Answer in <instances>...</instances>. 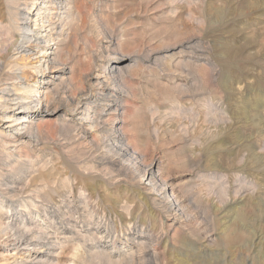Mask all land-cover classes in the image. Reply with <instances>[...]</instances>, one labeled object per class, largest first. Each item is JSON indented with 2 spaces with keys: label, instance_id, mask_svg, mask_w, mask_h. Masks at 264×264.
Here are the masks:
<instances>
[{
  "label": "rangeland",
  "instance_id": "rangeland-1",
  "mask_svg": "<svg viewBox=\"0 0 264 264\" xmlns=\"http://www.w3.org/2000/svg\"><path fill=\"white\" fill-rule=\"evenodd\" d=\"M26 1L0 56L55 28L64 68L0 80L41 91L0 97V264H264V0Z\"/></svg>",
  "mask_w": 264,
  "mask_h": 264
},
{
  "label": "bare ground",
  "instance_id": "bare-ground-1",
  "mask_svg": "<svg viewBox=\"0 0 264 264\" xmlns=\"http://www.w3.org/2000/svg\"><path fill=\"white\" fill-rule=\"evenodd\" d=\"M11 1V0H10ZM15 1H17V0H15ZM26 1V0H25ZM79 1V0H78ZM23 2V1H22ZM27 2V1H26ZM71 2H73L72 0H44V5H42V7L39 9V10H41V9H43V8H45L47 11H48V14H47V19H45V21H43L42 20V26L44 27V26H46V25H48V27H52V26H54V25H56L55 24V22L53 21L54 20V18L55 17H58V19H60L61 21L65 18H62L63 16H60V14L62 15V13H60L59 11L62 9V8H64V9H66V8H68V6L70 5V3ZM77 2V1H76ZM190 2H192V1H190ZM79 3V2H78ZM21 5V4H20ZM189 5V4H188ZM5 6V5H4ZM71 6V5H70ZM25 7L27 8V5L25 4ZM24 7V8H25ZM29 7V6H28ZM69 8H71V7H69ZM27 10H29V9H27ZM69 11H70V9H69ZM174 11V10H173ZM75 12V11H74ZM82 12V11H81ZM3 14V13H2ZM1 14V15H2ZM18 14H19V12H18ZM18 14H14V16H15V18L18 16ZM20 14H22V15H24L25 13H20ZM71 14V13H70ZM27 16V15H26ZM68 16V15H67ZM7 17V19H8V16H6ZM76 16H75V14H71L70 16H68L67 17V19L69 18H71V19H74ZM5 18V17H4ZM10 19V18H9ZM8 19V20H9ZM66 19V18H65ZM84 19V18H83ZM4 20V19H3ZM7 20V21H8ZM20 20V19H19ZM26 20V19H25ZM82 20V19H81ZM63 21H65V20H63ZM84 21L85 20H83V23H84ZM4 22H6V21H4ZM57 22V21H56ZM82 22V21H81ZM8 23V22H7ZM9 23H10V25H15L16 26V24H14L13 23V20H11V21H9ZM24 23V22H23ZM22 23V24H23ZM63 23V22H62ZM66 23V22H65ZM70 23H71V21H70ZM3 24V23H2ZM25 24V23H24ZM35 24H36V22H35ZM58 24H60V23H58ZM64 24V23H63ZM71 25V24H70ZM69 25V26H70ZM1 26V25H0ZM7 26H8V24H7ZM60 26V25H59ZM10 27V26H9ZM13 27V26H12ZM17 27V26H16ZM66 26H64V28H65ZM2 28H3V26H2ZM7 28V27H6ZM5 28V30L6 31H8V33L9 32H11V28H7L6 29ZM23 26H21V27H18V29H22L23 30ZM80 28H81V25H80ZM58 29V28H57ZM79 29V28H78ZM10 30V31H9ZM17 30V29H16ZM29 28H26L25 27V29H24V32H22V34L20 33V34H16V35H11L10 37H9V39H8V42H6L5 44H4V46L2 47V49H1V51H2V55L0 56V80L1 81H5V80H15V79H17V78H21V77H23V74L21 75V74H17V72H16V70L17 69H19L20 67L19 66H21V63L19 62V59L21 60V59H25V54H28V56L29 57H31L32 55H35V54H38V52L41 50V51H45V53L44 54H42V55H40V56H38L37 57V60L35 61V62H33V63H31V61H30V63L31 64H33L32 65V67H34V69L38 72V73H40V74H42V75H44V80H47L48 82H50L51 80H53V79H51L50 77H48L47 76V78H45L46 77V70H50V74H52V73H54V72H56V71H58V70H63V68H64V63L62 62V59L58 56V55H53V57H49L48 56V53H46V51H47V48H45V49H42L41 48V43L44 41V39H46V40H48L49 41V43H51L52 41L54 42L56 39H58V42L60 41L59 40V38H60V36H62V33L61 34H55L54 33V31L53 30H55V28H50V30L48 29V30H45L44 31V33L43 32H40L39 34H37V36H36V38H34L35 36L33 35V36H29L28 35V33H26V32H29ZM67 30H68V28H67ZM2 31H3V29H2ZM1 31V32H2ZM5 31V32H6ZM48 31V32H47ZM75 31V30H74ZM61 32V31H60ZM66 33V32H65ZM72 33V32H71ZM68 34H70V33H68ZM75 34V33H74ZM10 35V34H9ZM38 36H40V37H38ZM64 39V38H63ZM51 41V42H50ZM65 41V40H64ZM67 42H69V40L67 41ZM2 44V43H1ZM0 44V45H1ZM51 44H53V43H51ZM50 44V45H51ZM56 43H54V45H55ZM57 46H56V48L54 49V51H53V53H51V54H57L56 52H57V48L59 47L58 46V44H56ZM34 48H36L38 51H35L34 50ZM44 48V47H43ZM54 48V47H53ZM40 51V52H41ZM67 52V51H66ZM121 51H119V53H120ZM118 53V54H119ZM15 55H19L18 57H15ZM27 56V55H26ZM122 56H124L123 55V53H122ZM36 57V56H35ZM62 57V56H61ZM121 57V56H120ZM31 58H33V57H31ZM31 58H29V59H31ZM127 58H128V56H127ZM151 58V57H150ZM155 58V57H154ZM27 60V59H26ZM35 60V59H34ZM32 61H33V59H32ZM26 62V61H25ZM168 62V61H167ZM30 66V65H29ZM23 67V66H22ZM30 68H31V66H30ZM23 69H24V67H23ZM21 70H22V68H21ZM34 70V71H35ZM96 70V69H95ZM105 70V69H104ZM28 71V70H27ZM92 72V71H91ZM109 72V71H108ZM20 73V72H19ZM22 73H24V72H22ZM94 73V72H93ZM99 73V72H98ZM95 74V73H94ZM103 75V74H102ZM101 75V76H102ZM26 76V75H25ZM28 76V75H27ZM90 76H91V74H90ZM89 76V77H90ZM98 76V75H97ZM104 77H106V75L104 76ZM24 78V77H23ZM96 78V77H95ZM98 78V77H97ZM60 79V78H59ZM109 79H111L110 77H109ZM27 80V79H26ZM21 81V80H20ZM92 81V80H91ZM17 82V81H16ZM14 83V82H13ZM52 83V82H51ZM94 83V82H93ZM5 84V83H4ZM48 84V83H47ZM98 84L99 85H101V87H102V85H103V83L102 82H98ZM46 85V84H45ZM14 87H13V89H7V88H2V89H0V97H2V98H5L6 97V95H4V93L3 92H8V91H12V90H15V91H19V90H21L20 92H22V93H28V92H37V93H40L41 91L38 89V88H34L32 85H29V84H26V83H24V82H20L18 85H13ZM96 86V85H95ZM7 87V86H6ZM93 87H94V85H93ZM105 87V86H104ZM46 89H48V87H47V85H46V87H45ZM103 88V87H102ZM45 89V90H46ZM85 89V88H84ZM54 90V89H53ZM99 90V89H98ZM13 92V91H12ZM43 92V91H42ZM84 93H86L85 91H83ZM11 92H9L8 94L9 95H11L10 94ZM17 93V92H16ZM21 93V94H22ZM13 94V93H12ZM30 94V93H29ZM36 94V93H35ZM44 94V93H43ZM62 94V93H61ZM39 95V94H38ZM83 96H84V94H83ZM55 97V96H54ZM56 97H57V95H56ZM21 98H23V96H19L18 95V98H15V99H21ZM95 98V97H94ZM7 99V98H6ZM10 99H13V98H10ZM42 99H44L47 103H50V101L53 99L52 97H50V94H49V92H46L43 96H42ZM84 99V98H83ZM2 100V99H1ZM14 100V99H13ZM55 100H56V98H55ZM82 100V99H81ZM3 101V100H2ZM1 101V102H2ZM7 101V100H6ZM5 101V102H6ZM21 101V100H20ZM37 101V100H36ZM40 101V100H39ZM42 101V100H41ZM61 101V100H60ZM79 101V100H78ZM89 101V100H88ZM99 101V100H98ZM4 102V101H3ZM54 102V101H53ZM80 102V101H79ZM92 102H93V100H92ZM91 102V103H92ZM123 102V101H122ZM36 103H38V102H36ZM78 103V102H77ZM15 104H16V102H15ZM44 104V103H43ZM89 104H90V102H89ZM18 105V104H17ZM50 105H52V104H50ZM54 105V104H53ZM52 105V106H53ZM210 105H212V104H210ZM6 105H4V107H5ZM21 106H24V105H20V107ZM35 106H37V105H35ZM59 106L61 107V105L59 104ZM77 106V105H76ZM81 106V105H80ZM92 106V105H91ZM118 106V105H117ZM213 106V105H212ZM3 107V108H4ZM64 107V106H63ZM78 107V106H77ZM106 107V106H105ZM22 108V107H21ZM73 108V107H72ZM71 108V109H72ZM79 108V107H78ZM88 108H90V107H88ZM115 108V107H114ZM19 109V108H18ZM23 109V108H22ZM47 109V108H46ZM85 109V108H84ZM91 109V108H90ZM21 110V109H20ZM52 110H53V108H52ZM58 110V109H57ZM56 109L54 110L55 112L57 111ZM67 110V109H66ZM74 110V109H73ZM100 110V109H99ZM48 111V110H47ZM51 111V110H50ZM21 113V111L20 112H16V113H14L13 115H10V117H14L13 118V121H17L20 117L18 116L19 114ZM134 113V112H133ZM22 118L23 117H25V115L24 116H21ZM11 120V119H10ZM20 120V119H19ZM65 120V119H64ZM68 120V119H67ZM66 121V120H65ZM14 123V122H13ZM68 123V122H67ZM13 125V124H12ZM98 125V124H97ZM68 126V125H67ZM9 127V126H8ZM32 128V127H31ZM146 128V127H145ZM28 129V128H27ZM103 129V128H102ZM30 130V129H29ZM88 132V131H87ZM90 132V131H89ZM32 135V134H31ZM147 143H149V142H147ZM128 151V150H127ZM142 159V158H141ZM156 161V160H155ZM153 167H154V162H152L151 164H149L148 166H147V168L145 169V174L147 175V174H152L153 173ZM157 170V169H156ZM145 179V178H144ZM149 180V179H148ZM147 180V181H148ZM152 180L153 179H151V184H152ZM161 180V179H160ZM143 183V182H142ZM141 184V183H140ZM152 185H156V184H152ZM166 186V185H165ZM149 188V187H148ZM163 189V188H162ZM165 189V188H164ZM165 190H167V189H165ZM165 190H164V192H162V194H165V197H166V192H165ZM11 193V192H10ZM16 193V192H15ZM24 193V192H23ZM171 193V192H170ZM14 194V193H13ZM13 196V195H12ZM16 197V196H15ZM20 198V197H19ZM24 201V200H23ZM26 201V200H25ZM21 203H22V201H21ZM35 203V202H34ZM28 204V203H27ZM0 206H4V204H3V201H0ZM24 206V205H23ZM5 207V206H4ZM24 208H25V206H24ZM22 224V223H21ZM5 228V227H4ZM34 228V227H33ZM8 231V230H7ZM10 236V235H9ZM14 236V235H13ZM40 236V235H39ZM4 237V236H3ZM23 237H25L24 235H23ZM24 239V238H23ZM31 239V238H30ZM38 239V238H37ZM10 240V239H9ZM21 240H22V238L20 239V242H21ZM29 240V239H28ZM8 241V240H7ZM26 243V242H25ZM6 244V243H5Z\"/></svg>",
  "mask_w": 264,
  "mask_h": 264
}]
</instances>
